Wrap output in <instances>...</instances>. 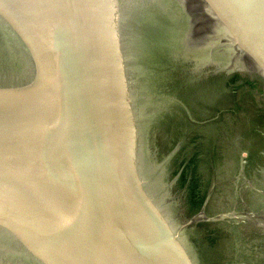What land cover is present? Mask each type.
Here are the masks:
<instances>
[{
	"label": "water",
	"instance_id": "obj_1",
	"mask_svg": "<svg viewBox=\"0 0 264 264\" xmlns=\"http://www.w3.org/2000/svg\"><path fill=\"white\" fill-rule=\"evenodd\" d=\"M184 63L264 86V0H0V264H201L189 225L255 217L175 209L150 135Z\"/></svg>",
	"mask_w": 264,
	"mask_h": 264
},
{
	"label": "flooded vegetation",
	"instance_id": "obj_2",
	"mask_svg": "<svg viewBox=\"0 0 264 264\" xmlns=\"http://www.w3.org/2000/svg\"><path fill=\"white\" fill-rule=\"evenodd\" d=\"M181 67L180 79L166 84L170 94L182 103H168L154 121L150 135L154 160L176 148L165 171L167 180L175 179L169 190L175 209L182 218L202 209L206 215L230 210L245 213V206L240 203L245 193L243 183L248 184L252 172L260 173L264 164V115L255 127L241 119L246 117L243 109H234L233 104L241 96L244 98L240 103L249 98L253 102L259 99L264 113V86L248 74H208L190 83L186 74L192 65L184 63ZM234 86L240 88L238 95L231 91ZM221 201L225 205L217 206ZM245 225L234 217L189 225L187 235L200 263L264 264V250L247 256L241 253L238 257V247L247 241L264 245L263 238L240 237L242 233L264 237V230L257 233L245 229ZM251 256L254 258L249 259Z\"/></svg>",
	"mask_w": 264,
	"mask_h": 264
},
{
	"label": "rangeland",
	"instance_id": "obj_3",
	"mask_svg": "<svg viewBox=\"0 0 264 264\" xmlns=\"http://www.w3.org/2000/svg\"><path fill=\"white\" fill-rule=\"evenodd\" d=\"M200 28L201 27L197 26V30H200ZM239 89H240L239 87L234 86L231 88V91L234 92L236 95H238L240 93ZM224 92L227 94L229 91L227 89H225ZM222 95H224V94H222ZM243 98H244L243 96H241L240 98L236 97L235 103L233 104V108L238 109V110L243 109L242 111H243V113H245L246 117L245 118L240 117V118L248 121V123L251 125L254 123L255 127L259 126L260 125L259 121L261 118L260 116H262V114L264 115V113H261L259 99H255L256 101L253 102L249 98V101L247 100L245 102L240 103V100H242ZM226 100H228V97L226 98ZM239 115H241V113ZM257 121H258V123H256ZM250 178L251 179L248 178V180H249L248 184L246 182L243 183L245 193L242 194L243 201L241 200L240 203H241V206L242 205L245 206V208L243 209V210H245V213L251 211L254 213L255 217L254 218L252 217L250 219L238 218L237 220H241V221L245 222V224H246L244 226L245 229H248L250 231H257V233L258 232L261 233L264 230V227H262L263 225L260 226V224H258V223H262V224L264 223V164L262 165V171L258 174L256 171H253ZM223 205H225V202H223V201H221L220 203H217V206H223ZM242 215H244V213ZM248 222H249V224H248ZM241 225H243V224H241ZM241 227H243V226H241ZM235 228L238 229V227H235ZM261 229H262V231H261ZM254 236H256V237H254ZM240 237L242 239L249 238V240H251V238H257V237L264 239L263 235H261V234L260 235L259 234L253 235V236H245L244 233H242V236H240ZM244 245H245V247H244ZM244 245L238 247V249L240 251V255L238 257H240V258H241V253H244L245 255L246 254L252 255V254L263 253L264 245L261 243H258L255 240L247 241ZM253 258H254L253 256L249 257V259H253ZM256 258H258V257H256ZM254 260H258V259H254Z\"/></svg>",
	"mask_w": 264,
	"mask_h": 264
},
{
	"label": "bare ground",
	"instance_id": "obj_4",
	"mask_svg": "<svg viewBox=\"0 0 264 264\" xmlns=\"http://www.w3.org/2000/svg\"><path fill=\"white\" fill-rule=\"evenodd\" d=\"M21 263L20 264H22L23 262L22 261H20Z\"/></svg>",
	"mask_w": 264,
	"mask_h": 264
}]
</instances>
